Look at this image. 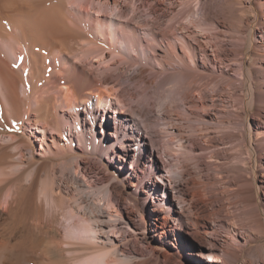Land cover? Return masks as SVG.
<instances>
[{
    "label": "bare ground",
    "instance_id": "obj_1",
    "mask_svg": "<svg viewBox=\"0 0 264 264\" xmlns=\"http://www.w3.org/2000/svg\"><path fill=\"white\" fill-rule=\"evenodd\" d=\"M90 1L0 0V264H149L156 245L172 246L180 256L183 237L204 244L211 242L216 232L212 217L224 209L227 187L221 185L220 175L205 180L187 170L182 157L185 143L191 132L216 130L235 121L247 130L246 105H256V118H264V106L259 108L264 105V52L252 58L261 63L257 69L263 76L257 83L246 72L250 85L247 104L238 99L241 113L233 117L215 114L220 110L214 99L216 90L234 85L230 71H241L242 67L232 65L241 66L243 59L226 48L220 34L222 25L206 5H201L199 16L194 15L193 7L186 6L163 28L160 17L147 19L141 14L146 1L136 4L134 0H123L125 4L119 6L120 0H112L117 9L112 18L108 16L110 0H97L100 5L95 10L96 19L89 18ZM253 1L259 24L264 27V0ZM184 4L182 1L178 6ZM127 7L131 8L127 19L120 21ZM157 10L163 9L149 5V12ZM115 26L128 32L127 52L119 44ZM142 28L152 34L145 43L138 32ZM154 29L158 30L156 35ZM158 35L160 40H156ZM260 38V46L264 47V36ZM161 48L170 57L165 63L171 68L162 121L165 128L172 130L168 134L177 140L178 152L162 147L165 155L158 156L157 122L147 113L148 105H143L136 115L143 121L141 137L149 141L145 144L151 147L155 169L149 171L146 165L139 168L138 154L132 171L122 179L112 169L93 167L90 187L100 184L107 188L108 195L92 198L100 188L92 194L85 193L72 178V160L77 152L69 146L72 132L68 116L92 100L98 109L106 105V100L119 99L115 87L107 83L118 81L119 65L130 66L138 61L139 50L150 62ZM138 62L142 68L144 63ZM206 66L209 72L200 69ZM157 67L165 70L160 62ZM132 119L139 129L140 122L134 116ZM185 120L199 124L184 125ZM22 124L30 136L21 134ZM205 124L213 126L205 128ZM184 127L189 134L182 135ZM173 130L178 131L177 136ZM48 132L53 135L57 151L48 147L49 156L40 159L34 156L31 137L37 138L38 133L45 138ZM201 134L204 146L222 147L212 134ZM257 136L264 137V125ZM63 138L66 143L60 141ZM126 139L131 149L134 138ZM240 148H246L243 136ZM134 150H138L137 146ZM261 155L262 188L264 146ZM57 160L64 161L59 174L54 166ZM147 180L151 187L146 185ZM249 192L250 199L256 202L253 192ZM215 202L222 203L218 209L212 207ZM254 202L251 206L259 217L257 225L262 226L264 204ZM223 229L227 236L219 253L204 256L211 264L237 261L253 234H241L233 223Z\"/></svg>",
    "mask_w": 264,
    "mask_h": 264
},
{
    "label": "rangeland",
    "instance_id": "obj_2",
    "mask_svg": "<svg viewBox=\"0 0 264 264\" xmlns=\"http://www.w3.org/2000/svg\"><path fill=\"white\" fill-rule=\"evenodd\" d=\"M134 1L136 4L140 2V0ZM143 1H146L145 6L140 8L143 17L147 19H151L155 16L160 17V21L164 24L162 26L163 28H165V24H168L169 20L177 14V12L186 8V6L188 8L193 7V10L196 12L194 14L195 16L201 14L202 4L210 9L212 15H215V18H217L222 25V31L220 34L224 39V45L232 55H236L237 58L243 59L241 66L238 63L232 65L233 68L242 67L241 71H230L235 79L234 85L231 86L230 89L229 87L227 89L219 87L216 90V96L214 99L220 110L215 114L217 116L229 115L233 117L238 113H241L242 105L238 103V99H244L245 104H247V94L250 85L246 72L251 73L254 84L257 83L260 76H263L259 69H257L261 63L252 60L257 53L264 52V47L260 46V36H264V27L259 24V16L254 1ZM182 1L186 4L178 6ZM196 2H198V5H196ZM119 3V6L125 4L123 0H120ZM150 4H156L157 8L163 10L149 12ZM99 5L100 3L97 0H91L89 2L87 5L89 18H97L95 10L98 9ZM108 9V16L113 18L117 9L112 0L109 1ZM130 9L131 8L128 9L127 7V10H125L124 8L125 14L120 21L127 19L126 16L129 14ZM172 9H174L173 12H171ZM114 29H116L119 44H122V48L127 52L129 49L127 44V39H129L128 32L123 31L124 29L120 26H115ZM138 32L144 37V43L146 38L149 39L152 36L146 28L138 29ZM157 33L158 30L154 29V34L156 35ZM250 34L251 37H249ZM158 36L159 37H157L156 40H160L161 35ZM214 43L217 44V40L214 39ZM240 43H242V45ZM136 57L138 58V61L144 63L142 68L138 67V61H133L131 63L128 59L132 65H119L120 72L116 75L118 81L114 83L107 82L115 87L119 99L106 100V105H101L98 109H96L94 101L92 100L87 107L82 106L81 111L78 113H71L70 118L68 116V122L71 125L72 132L69 146L73 149L72 151L74 153L75 151L77 152L76 158L72 160V178H75L79 183L80 186L78 189H82L85 193L92 194L97 188H100L98 193L92 198H106L108 195L107 188L101 187L100 184L95 186V188L90 187L89 181L91 183V181L94 180L93 167L98 170L103 169V167H107L109 170L112 169L118 177L122 179L127 173L132 171L133 163L138 154L141 156L138 163L139 168L143 169L146 165L149 171L155 169L156 162L151 155V147L147 148L145 144L149 141H145V138L141 137V134H143L144 131L142 127L143 121H140L141 118L136 115V111L143 105H148L147 113L152 116L151 119H154L153 121L157 122L158 137L155 139L157 141L155 148L158 150V156L165 155L161 150L162 147H165L172 152H175L176 150L178 152L177 140L175 138L171 139L168 134V131L172 130L165 128L167 126H165L162 121V113H164L165 101L167 100L169 93L167 78L171 76V68L165 63V60L170 61V57L164 54L162 48L161 51L157 53L156 59H152L150 62L146 60L145 54L140 50L139 55ZM157 62H160L165 70L158 68ZM198 63L202 66L203 60L201 57L198 58ZM172 65L175 66L173 63ZM200 69L209 72L207 66L205 68L200 67ZM94 77L95 75L92 73L91 78ZM204 93L207 95L206 92ZM222 97H224V99L221 101ZM263 106V104H260L259 108ZM257 112L256 105L251 108H248L246 105L245 121L247 122L248 129H245V131L240 121H235L234 124H231L232 126L226 124L221 125V129H210L207 130V132H201V130L198 129L196 130L197 132L190 133L191 136L189 137V142L185 143L186 151H190H185L186 155L183 153L184 155L182 156L184 158V165L190 173L194 175L200 174L205 180L209 176L220 175V178L222 179L221 185L224 188L227 187L226 190L228 191L226 192L227 194L225 193L227 195H225V197L227 198H224L225 200L222 201L225 207L216 212L212 217V219H214L213 221L216 232L212 235L213 239H210L211 242L204 244L183 237L180 242L183 254L180 256L175 254L172 246L156 245L153 247V255L149 264H211V262L204 259V256L209 257L212 253H219V246L224 243V240L226 239L225 237L227 236V231L223 229L227 223H233L236 230L241 234L250 235L253 233V237L251 236L244 245L240 258L237 261L229 260L228 264H257L259 261H264V209L260 217L262 226L259 225L261 227L259 228L257 225V218L259 217L255 215L253 212L254 209L251 206L254 201L249 197V191L251 190L256 197V202L258 201L259 203L264 204V187H260L262 186V183L260 176L261 169H259L260 162L263 160L261 153L264 146V137L257 136V133L261 131L262 125H264V118H262V120L256 118ZM132 116L135 117L136 122H140L139 129L136 128V123L132 119ZM191 121L193 122L194 120ZM191 121L185 120L183 124H199V122L194 121L192 123ZM212 126V124L204 125L205 128H212ZM23 127L24 125L22 124V128L20 129L21 134L26 133L27 136H30L28 132L24 131ZM186 129L185 127L182 129L185 131L182 135L189 134ZM177 132L178 131L173 130V135L177 136ZM192 133L193 135L196 134L192 136ZM201 133L212 134L215 142L222 143V149L219 147L204 146L200 138L203 136ZM35 135L39 138L31 137L34 147V156L40 159L47 158L50 153L46 152L48 147L50 150L52 149V151H57L56 142L53 140L52 134L48 132L47 137L45 138L38 133H35ZM241 136H243L245 141V149L240 148ZM127 137L134 138L131 149H128L127 147ZM65 140L64 138L60 139L62 143H64ZM136 146L138 148L137 151L134 150ZM224 153H226V155ZM155 154L157 155V153ZM62 163H64V161L61 160L54 162L55 172H57V174H59V171L61 170ZM158 163L166 165L164 161H159ZM146 185L151 187L148 180ZM162 189L161 186V195H163ZM250 201L252 202L250 203ZM139 202L141 203V199ZM256 202H254V204ZM222 203L215 202L212 207L218 209ZM221 224L223 225L222 227ZM239 239L241 240V238Z\"/></svg>",
    "mask_w": 264,
    "mask_h": 264
}]
</instances>
